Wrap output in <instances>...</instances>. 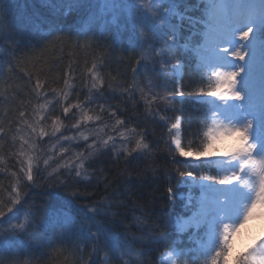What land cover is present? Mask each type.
I'll return each mask as SVG.
<instances>
[{"label": "snow or ice", "instance_id": "6c2138e0", "mask_svg": "<svg viewBox=\"0 0 264 264\" xmlns=\"http://www.w3.org/2000/svg\"><path fill=\"white\" fill-rule=\"evenodd\" d=\"M78 2L42 0L53 15L63 10L65 21ZM11 4L0 0V61L8 72L28 60L15 55L22 37L10 20ZM105 16L112 24L123 19L121 29L131 28L130 40L138 47L131 81L121 83L117 76L105 80L98 72L103 65L94 61L86 68V95L81 100L70 72L64 73L62 88L51 90L39 78L33 84L27 74L36 104L29 100L17 106L16 131L23 135L19 148L9 152L16 170L0 168L10 181L6 185L0 179V264H6L2 254L19 243L50 246L49 233L60 245L75 237L77 251H82L79 242H93L87 262L81 256L79 264H157V258L159 264H264V235L239 252L229 244L264 195V0H99L98 14L90 15L88 26L79 31L87 32L97 22L103 28ZM23 28L41 39L63 31L54 20L33 17L25 19ZM189 72L197 87L185 91L184 75ZM3 85L20 94L7 80L0 81V94L6 91ZM73 93L76 102L69 103ZM15 95L0 98L12 101ZM117 97L125 100L109 102ZM54 101L65 118L72 114L74 123L49 116ZM129 101L134 102L135 116L129 113ZM190 103L198 106L195 123L184 119ZM5 122L13 121L0 117V134L7 131ZM69 131L74 134H64ZM16 140L13 136V146ZM4 148L0 139V153ZM105 155H114V163L123 159L125 184L143 181L149 173L166 178L172 204L176 188L171 182L185 186L171 235L152 219L147 201H136L129 210L128 202L120 199L124 193L108 192L112 184L103 175L105 169L95 167ZM0 163L7 164L2 154ZM96 177L105 185V196L78 208V216L50 214L28 201L27 190L39 178L49 181L50 188L66 189L73 180L90 184ZM78 191L74 188L73 198H81ZM255 214L264 215V209Z\"/></svg>", "mask_w": 264, "mask_h": 264}, {"label": "trees", "instance_id": "16d2710c", "mask_svg": "<svg viewBox=\"0 0 264 264\" xmlns=\"http://www.w3.org/2000/svg\"><path fill=\"white\" fill-rule=\"evenodd\" d=\"M98 9L99 0H79L71 18L65 21L62 15L63 10H61L60 14L53 15V10L43 4L42 0H12L9 17L17 34L22 37L20 50L15 55L16 57H27L28 60L13 72H8L7 65L0 61V81L7 80L8 84L12 85V88L20 93L15 95L12 89H9L7 85H3L6 91L0 94V96L15 95V99L12 101H5L0 98V117H6L8 120L13 121L12 123L5 122L4 127L7 131L5 134H0V139L5 141V148L0 154L3 155L4 160L7 162L6 165L0 163V168L7 166L12 171L16 170L12 167L9 152L19 148V136L23 135V133L16 131L17 106L21 101L27 103L29 100L32 101L33 105L36 104L35 98L30 94L32 84L28 82V73L32 75L33 84L35 79L39 78L46 83L47 90H51L62 88V77L65 72H70L73 77L71 82L77 92L80 93L79 99L81 100L86 95V91L82 90V83L87 79L86 68L91 67L94 61L98 60L103 65V67L98 69V72L105 80H111V77L117 76L121 83L125 79L131 81L132 68L135 66L138 47L134 48L136 41L134 39L130 40V26L121 29V24L124 23L123 19L118 20L116 24H112L110 16H105L104 19L107 22L103 25V28L100 22H97L92 24L87 32L79 31L88 26L90 15L98 14ZM28 17L54 20L56 26L62 28L63 31H55L51 36H45L43 39L39 35H30L23 28L24 21ZM118 73L121 75H118ZM195 79L196 77L191 72L184 75L185 91H191L197 87L193 83ZM48 99L53 100V97L49 96ZM76 99V93H73L69 103H75ZM117 100H125V98L117 97L116 99H109V102L115 104ZM103 102V100L99 101V103ZM96 103V101L93 102V108H95ZM132 103L134 102H127V107L130 115L135 116L136 112L131 108ZM177 106H179V103H177ZM121 108L124 109L125 104H121ZM20 110L23 109L21 108ZM27 110L31 111V107ZM142 110L143 102L140 104V111ZM53 115L61 116L66 125L74 123L71 113L68 114L67 118L64 117L60 104H55V111L49 113V116ZM198 115L199 110L195 103L185 106L184 119L186 123L189 120L195 123ZM104 120L111 123V121H108L107 116L104 117ZM47 124L50 130L51 119L47 121ZM133 126L129 125V127ZM149 127L152 126L149 125ZM70 132H65L64 134L71 135ZM13 136L17 137L15 146H13L12 142ZM104 138L107 139L106 136ZM114 161V155H105L100 157L95 165L96 168L105 169L103 175L107 177V182L112 184L108 192L111 193L116 189L118 192L124 193L120 199L128 202L129 210L132 203L147 201V211L152 219L158 220L163 224L169 235H171L173 218L181 211L182 205L181 199L178 198V190L181 189L176 181L171 182L176 188L175 203L172 204L167 199L166 189L168 183L166 178H157L149 173L143 181L128 185L124 183L128 174L124 172L123 159L119 163H114ZM143 167L144 165H141V168ZM133 176H135V173H133ZM0 179H4L6 185L10 182L7 174H0ZM98 179L99 177H96L92 179L90 184L78 185L73 180L65 189L60 187L50 188L48 187L49 181L39 178L36 185L27 190L28 201L35 206H43L50 214L64 211L78 216V208H82L85 205L91 206L94 201H99L105 196V185L104 183H97ZM74 188L79 189L76 194L81 197L80 199L73 198L72 192ZM128 188H131L130 193L126 192ZM69 201L76 207H70ZM129 210L121 209L122 212L132 215ZM135 215H139V213H135ZM125 223H128V221ZM49 239L52 243L48 247H34L19 243L11 252L3 253V258L6 259V264H25V261H30V264H79L81 256L87 262L88 255L92 249L77 251L76 245L78 242L75 237H69L63 245L58 244L51 233H49ZM85 241L90 242V240L79 242L81 249ZM160 251H164V249L162 248ZM124 259H127V257H124ZM110 264H120V262L111 261ZM157 264H159L158 258Z\"/></svg>", "mask_w": 264, "mask_h": 264}, {"label": "rangeland", "instance_id": "374dc122", "mask_svg": "<svg viewBox=\"0 0 264 264\" xmlns=\"http://www.w3.org/2000/svg\"><path fill=\"white\" fill-rule=\"evenodd\" d=\"M72 135L73 132H70ZM256 222L264 221V217L255 216L253 217L243 228H241L236 236L233 238V249L234 253L241 251L244 247H246L248 244L251 243V239H249V236L252 233H256L257 235H264V231H260L258 227H256ZM255 224V225H254ZM247 240L248 243H243V241Z\"/></svg>", "mask_w": 264, "mask_h": 264}, {"label": "clouds", "instance_id": "9594fccd", "mask_svg": "<svg viewBox=\"0 0 264 264\" xmlns=\"http://www.w3.org/2000/svg\"><path fill=\"white\" fill-rule=\"evenodd\" d=\"M264 209V195L261 196L260 200L257 202V204H254L252 206V210L249 212L248 217L245 218V220L240 224L239 228L237 229V232L243 228L253 217L260 216L264 217V215H256L257 209ZM256 227L259 228L260 231H264V221L255 222ZM236 236V233H233L232 238L229 239V244L231 245L233 243V238ZM258 235L256 233H252L249 236V239H251V242L257 237ZM243 243H248L247 240L243 241Z\"/></svg>", "mask_w": 264, "mask_h": 264}, {"label": "bare ground", "instance_id": "6f19581e", "mask_svg": "<svg viewBox=\"0 0 264 264\" xmlns=\"http://www.w3.org/2000/svg\"><path fill=\"white\" fill-rule=\"evenodd\" d=\"M92 244H93V242H91V241L90 242L89 241H85L82 250L83 249H92Z\"/></svg>", "mask_w": 264, "mask_h": 264}]
</instances>
